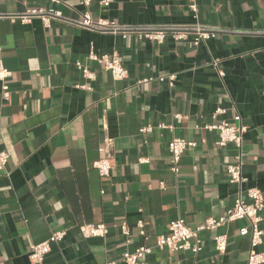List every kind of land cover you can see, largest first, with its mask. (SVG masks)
Returning <instances> with one entry per match:
<instances>
[{
  "label": "crops",
  "instance_id": "1",
  "mask_svg": "<svg viewBox=\"0 0 264 264\" xmlns=\"http://www.w3.org/2000/svg\"><path fill=\"white\" fill-rule=\"evenodd\" d=\"M196 3L197 17L185 0H90L88 6L80 0H0V58L12 71L9 99L0 82V151L9 154L6 164L0 162V260L36 264L29 258L31 246L65 230L61 241L51 243L46 264H124L123 254L143 245L153 247L143 264H246L250 239L240 234L246 220L201 231L198 253L155 246L172 220L184 218L195 227L221 217L239 193L226 170L236 149L218 146V131L207 124L235 123V115L241 116L248 127L242 188L257 187L264 195V0ZM34 7L53 8L62 18L45 26L40 17H10ZM87 10L95 21L199 22L218 32L197 46L172 38L158 44L136 33L124 38L69 21ZM91 46L98 53L117 52L128 77L115 80L88 58ZM79 61L95 78L84 76ZM168 73L176 74L173 86L157 80L136 84ZM217 107L226 113L214 117ZM147 125L153 130L141 133ZM105 136L114 141L108 178L92 166L102 157ZM173 137L196 142L177 173L168 149ZM261 215L264 229V209ZM91 223H105L109 233L85 238L80 227ZM217 234H227L225 252L215 248ZM258 250H264V236Z\"/></svg>",
  "mask_w": 264,
  "mask_h": 264
},
{
  "label": "built area",
  "instance_id": "2",
  "mask_svg": "<svg viewBox=\"0 0 264 264\" xmlns=\"http://www.w3.org/2000/svg\"><path fill=\"white\" fill-rule=\"evenodd\" d=\"M60 2L61 0H52ZM106 2L107 0H101ZM189 8L197 17L198 6L196 0H185ZM84 5H89L90 0H80ZM11 19H20L22 22H29L33 17H40L45 26H50L51 20L55 18H62L53 8L34 7L28 8L22 13L13 14ZM76 24L84 25L93 30L101 32H110L114 34H121L124 38L130 33H136L141 38H146L158 44L163 43L166 39L172 38L175 41L190 40L192 45L197 46L201 41L214 37L218 32L215 27L200 24L199 22L191 24H163V25H135V24H120L111 20L98 19L95 21L91 17L89 10L85 11L84 16L80 20H69ZM88 58L94 60L109 70L115 80H123L128 77L129 71L123 65L122 60L117 52L112 53H98L91 46L88 53ZM219 59L214 61L217 65ZM82 70L85 77L89 79L95 78V73L87 66L83 65L81 61L77 63ZM220 77L224 76V71L218 69ZM12 71L9 70L0 58V82L2 84V96L4 99H9L11 95L8 79L11 77ZM175 73H168L159 75L158 77H145L137 80L136 84L140 86L143 83L151 81H167L171 86L176 80ZM86 87V86H84ZM226 113L224 107H217L213 113L214 117ZM234 122L222 119L219 122L207 124L205 127L209 130L218 131V146L224 147L232 144L236 149L235 161L227 165L226 170L231 183L237 184L239 193L234 199L233 206L227 213L218 218H208L199 223L197 226H190L184 218L172 220L168 227V233L161 235L156 242V247L160 249H169L171 251L190 250L198 253L203 249V243L199 237V233L204 230H214L224 225L227 222H234L237 220H246L248 223L240 228L242 236H249L250 251L246 264H264V250H258V246L263 243L264 229L261 227L263 217L261 215L264 209V195L257 187H249L243 189L242 185L247 180L244 176V133L247 130V125L242 123L241 116L235 115ZM160 127H166L161 124ZM152 125L144 126L140 129L141 133H149L153 130ZM196 145L195 141H190L182 137H173L168 142V149L171 155V170L175 173L180 170V161L184 152ZM102 157L93 161L92 166L95 168L102 178H108L111 175L114 158V141L111 137L105 136L102 146L100 147ZM9 159V154L6 151H0V162L4 165ZM146 161L147 159H141ZM243 193L246 194L244 197ZM138 226L141 234H145V222L138 221ZM81 233L85 238L99 237L103 238L109 233V229L105 223H91L81 225ZM122 232L129 236L130 229L126 223L121 225ZM66 235L65 230L55 231L51 236L39 243L33 244L30 249L29 258L33 263L46 264V256L51 251V243L61 241ZM215 248L220 252H225L228 245L227 234H217L214 236ZM153 247L140 246L134 251H126L121 260L124 264H143L142 258L151 253ZM0 264H6L0 260ZM107 264H118V261H110Z\"/></svg>",
  "mask_w": 264,
  "mask_h": 264
}]
</instances>
